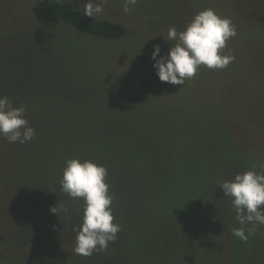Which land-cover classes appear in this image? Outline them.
I'll list each match as a JSON object with an SVG mask.
<instances>
[{"label": "rangeland", "instance_id": "374dc122", "mask_svg": "<svg viewBox=\"0 0 264 264\" xmlns=\"http://www.w3.org/2000/svg\"><path fill=\"white\" fill-rule=\"evenodd\" d=\"M86 3L0 0V96L36 130L23 144L0 135V264H264V225L234 236L242 225L220 187L264 171V0H138L129 12L104 0L98 17L126 30L108 40L60 20ZM206 8L236 25L223 50L234 61L161 82L153 46L167 54L169 27ZM71 158L108 169L121 225L91 256L74 251L84 201L61 190Z\"/></svg>", "mask_w": 264, "mask_h": 264}, {"label": "clouds", "instance_id": "9594fccd", "mask_svg": "<svg viewBox=\"0 0 264 264\" xmlns=\"http://www.w3.org/2000/svg\"><path fill=\"white\" fill-rule=\"evenodd\" d=\"M102 3L87 0L83 14L97 18L103 11ZM138 0H124V11H132ZM237 28L230 17L218 14L213 8H206L195 14L184 30L170 26L165 40L172 47L161 55L160 45H154L151 53L153 68L161 82L184 85L194 77L201 66L209 69H224L235 57L223 51L227 41L236 36ZM0 135L9 143L31 141L36 130L30 125L26 108L16 106L7 96H0ZM108 169L97 162L80 158L66 161L60 181L61 190L74 200L84 201L82 223L74 229L77 232V255L91 256L96 251H106L110 242H115L121 225L114 223L113 195L107 182ZM220 187L224 195L232 198L236 219L240 228L232 233L247 242L259 225H264V171L249 169L237 173L232 180H223ZM50 211L68 213L66 206H53ZM251 225V227H247ZM247 227V231L245 228Z\"/></svg>", "mask_w": 264, "mask_h": 264}, {"label": "trees", "instance_id": "16d2710c", "mask_svg": "<svg viewBox=\"0 0 264 264\" xmlns=\"http://www.w3.org/2000/svg\"><path fill=\"white\" fill-rule=\"evenodd\" d=\"M59 12V18L62 23L75 28L79 32L103 40L122 38L126 32L125 27L121 23L99 17L96 19L88 17L83 14V10L80 8H65ZM134 139L138 140L135 136ZM153 184L156 188L159 187L157 181Z\"/></svg>", "mask_w": 264, "mask_h": 264}]
</instances>
